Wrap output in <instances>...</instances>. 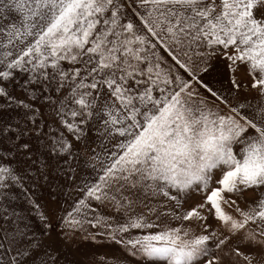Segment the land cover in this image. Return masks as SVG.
Here are the masks:
<instances>
[{"label": "snow or ice", "instance_id": "snow-or-ice-1", "mask_svg": "<svg viewBox=\"0 0 264 264\" xmlns=\"http://www.w3.org/2000/svg\"><path fill=\"white\" fill-rule=\"evenodd\" d=\"M0 264H264V0H0Z\"/></svg>", "mask_w": 264, "mask_h": 264}]
</instances>
